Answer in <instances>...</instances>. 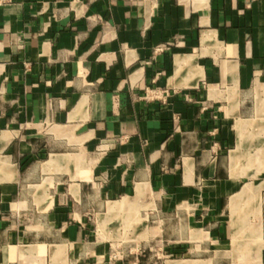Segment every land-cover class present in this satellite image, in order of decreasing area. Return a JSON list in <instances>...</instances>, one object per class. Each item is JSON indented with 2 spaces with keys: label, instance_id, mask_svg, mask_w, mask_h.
<instances>
[{
  "label": "crops",
  "instance_id": "obj_1",
  "mask_svg": "<svg viewBox=\"0 0 264 264\" xmlns=\"http://www.w3.org/2000/svg\"><path fill=\"white\" fill-rule=\"evenodd\" d=\"M112 253L264 264V0L0 5V264Z\"/></svg>",
  "mask_w": 264,
  "mask_h": 264
},
{
  "label": "built area",
  "instance_id": "obj_2",
  "mask_svg": "<svg viewBox=\"0 0 264 264\" xmlns=\"http://www.w3.org/2000/svg\"><path fill=\"white\" fill-rule=\"evenodd\" d=\"M10 1L12 0H0V5H5L9 3ZM171 96L172 94L167 88L147 87L145 89V94L143 98L148 101H161L163 103H166L170 99ZM160 258L161 256H158V259ZM109 263L110 264H150L149 262H146L145 260L140 259V258H135L127 262H122L120 256L117 253H112L110 255ZM151 264L153 263L151 262Z\"/></svg>",
  "mask_w": 264,
  "mask_h": 264
},
{
  "label": "rangeland",
  "instance_id": "obj_3",
  "mask_svg": "<svg viewBox=\"0 0 264 264\" xmlns=\"http://www.w3.org/2000/svg\"><path fill=\"white\" fill-rule=\"evenodd\" d=\"M164 258L161 256V258L160 259H158V256H157V258H156V261H157V263L156 264H160L161 263V261L163 260Z\"/></svg>",
  "mask_w": 264,
  "mask_h": 264
},
{
  "label": "bare ground",
  "instance_id": "obj_4",
  "mask_svg": "<svg viewBox=\"0 0 264 264\" xmlns=\"http://www.w3.org/2000/svg\"><path fill=\"white\" fill-rule=\"evenodd\" d=\"M184 264H192L191 262L190 263H188V262H184ZM195 264V263H194Z\"/></svg>",
  "mask_w": 264,
  "mask_h": 264
}]
</instances>
